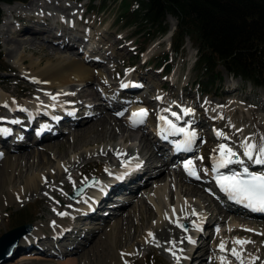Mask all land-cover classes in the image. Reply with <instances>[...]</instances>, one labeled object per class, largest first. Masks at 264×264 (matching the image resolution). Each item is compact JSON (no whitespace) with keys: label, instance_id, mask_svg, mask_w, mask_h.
Listing matches in <instances>:
<instances>
[{"label":"rangeland","instance_id":"obj_1","mask_svg":"<svg viewBox=\"0 0 264 264\" xmlns=\"http://www.w3.org/2000/svg\"><path fill=\"white\" fill-rule=\"evenodd\" d=\"M29 2L30 0L15 1L9 5L22 7L24 5L27 6ZM37 2L40 1H33L31 5L35 6ZM83 2L82 5H85L84 8H82V5L74 6L71 5V3L61 2L60 0V2H57V4H61V6L63 7H71L70 11L69 9L66 10L67 12L62 11L64 15H62L59 11L51 13H53L52 15H56L61 18H66L65 16L67 14H69L68 18L72 15L74 18L70 17V19H72L70 20V22L74 23L81 30H89L94 28L103 33V36L106 37V39L108 38L111 44L116 42L118 43L114 46L113 49H110L108 52L110 55L115 56L113 61L109 62L106 65L107 69L103 67V73L109 87H115L117 84H114V79L122 80L126 77V73L136 72L138 70V74H141V72L145 70L146 72H149L151 74V78L153 79L152 82L149 81V84L151 86L152 84H156L157 87L152 86V88H150L149 90H145L144 93L142 92L140 94H137L141 97H144V99L153 101V99L155 98V94H170L168 98L163 101L165 102V104H167L166 106L169 107L171 105V101L176 99L174 95H178L180 97L183 96L182 88L185 87L186 95H191L190 97L188 96L189 98H192L191 101H196L197 99H199L203 105H206L207 103L213 104L214 109L209 110L211 120L207 123V128L203 129V127L205 126H197L195 128L196 131L204 134H200L202 136L201 140H206V138L204 137L205 135L206 137L210 138L211 136L215 135L217 131H220L219 128H217L218 124H216L215 121L216 119H220L221 114L219 112L222 111L223 106H225V109L227 110V113L228 115H230L231 119V122H228L229 128H227L225 135L229 137L233 149L240 146V141H234V139H238L239 136H242L244 134L240 133L242 131H237L239 127L246 128L254 125L257 129H259L260 132L264 131V122H262V124L260 123L261 118H264V108H262L264 104V87L255 86L250 82L244 81L241 77L237 78L235 76L229 75L226 71H224L222 78L223 80L217 82L215 84V87L207 94L201 95L200 91H202V87L198 84V80L200 81V77L195 70L198 52L195 47L194 40H192L190 37H187L185 39L181 54L176 59L173 55H171L173 35L170 40H168L169 38H165L164 34L157 35L154 39H149L150 36L147 32L138 35L136 34V29L134 27L125 26V19L123 15L131 8L129 0H108L106 4H104L102 0H83ZM3 7L4 6L2 5L3 15L5 17L3 16L2 22L0 24V44L1 52L4 58V67L0 70V97L4 94H7L9 96L12 95L13 97H15V99L19 98L23 102L31 101L32 103H36L37 98L40 99L38 101H41L42 99L43 103L40 106H43L41 109L47 112V108L49 107L47 102L49 101L48 97L50 96L48 94L42 93V91L38 93L37 88L31 87L34 83L30 79V77L24 73L26 69L31 70V63H38L40 60H42V67H44L47 62L45 60V55H33L29 51L24 52L23 49L20 50V48L17 50V53L13 54V56L10 57L8 55L7 49L11 47L9 45L7 47L5 43L6 37H4V35L2 34V23L6 18V11ZM27 8H19L17 12H15L16 10H14L13 15H22L23 12L28 11ZM49 10L51 9L49 8ZM85 10L87 13H84ZM24 15L28 16L29 19H33L34 17H36L32 15L30 17V15L26 13ZM82 15L85 17V19L90 20L88 25V20L81 23L80 17ZM166 21L169 25V30L176 28V17L169 14ZM41 22L47 23L44 20H41ZM18 23L27 25V23H29V20L27 18H24ZM25 34L28 33L22 34L20 39L28 40L31 37V35L29 36ZM119 39H121V42H118ZM46 41L47 40H45V44L52 47V45ZM108 46L110 45H107V47L105 48H108ZM124 46H126L127 49L120 50ZM54 47L56 49V46ZM77 54L80 55L79 53ZM22 56L25 58V63L23 66L19 62V59ZM62 56L66 55L63 54ZM51 59H53V57H51ZM142 62H145L146 64L140 67V64ZM170 66H173V69L170 72H166V69L170 68ZM30 70L28 71L29 73L31 72ZM1 81L3 82L1 83ZM230 83H234L236 85V92H234L232 87L229 86ZM72 86L74 87H69V89H66L69 90V94L74 91L77 95V92H79L83 88V85L79 84H73ZM89 88L90 94L93 92L96 95L99 94L101 97L105 95L106 90H104V86H102L97 79L90 82ZM138 90H140V88H138ZM54 91L56 92L58 91V89L52 88L51 92L49 93H52ZM131 95H135V92ZM88 99L90 98H85V100ZM155 101L156 100H154V106H152L153 109L148 110V113H150L151 111L153 112L154 109L158 112V107L161 105V103ZM95 103V100H93L92 102L90 100L89 102H84L86 107L82 109L83 116H87L90 114L98 115L100 113V109L94 108ZM244 109L251 110L254 120L250 117L249 113L243 112ZM110 111L111 112L109 113L116 116L121 122L122 120L126 122V119H128V113L131 111L130 104H126L123 107V109L121 110L123 113L122 115L117 114L119 113L118 110L113 112V110L111 109ZM6 113L7 109L0 108L1 116L2 114L5 115ZM214 114H216L218 117H212ZM195 115H197V113H195ZM199 116H201V114H199ZM212 121H214L215 124ZM92 122H88V125L86 124L84 125V127L90 126ZM186 123L184 121V125ZM141 124V127L135 128V131L140 137L143 135L147 136V133L154 136L153 129H155L156 127L150 124L149 120H143ZM123 125H125V123H123ZM126 127V129L129 128V126L127 125ZM79 129L80 128H78V130ZM64 130H67V133L65 135H62L61 137L58 136L54 141H48L47 143L43 144H29L30 146L28 147V149H30L31 151H39L40 149L46 148L48 144L54 145L56 144V142L58 145L63 144L64 147H62L60 150H57L55 146H52L53 149L49 151V160L47 161V163H43L38 166L34 164L31 167H25V164H22L23 173L20 171L22 170L21 167L18 168L19 170H17L16 172L14 171L13 173H10L14 178L12 177V181L9 180L11 182L9 183V186H5L0 181V188L7 187L9 189V193H12L13 191L12 199L9 197V193L7 191L4 195L0 194V236L14 227L30 223L32 224V229L30 231H32L33 229L36 230L37 228L43 229L42 231L44 233H41V235H43L41 239L42 244H40L41 246H43V248H45L44 245L46 244V240H50L49 243L53 242L54 244H56V248L52 247V249L48 251L26 250V252L18 251L15 254L11 253L15 251V249H17L16 247H18V238L17 241H14L10 247L12 248V250L9 252L10 255L3 253L0 256V258H2L0 260V264H69L71 263L69 262L70 259L76 260L77 264H121L122 259L120 257H122L123 254L127 255L125 256V258L127 257V259L125 260V262L127 263L124 262V264H179L180 259L177 260L176 257H179L182 253L185 252L183 243L184 240H186L184 237L186 233H183L182 230H179L176 225L170 223L171 226L169 228V231H178V236H171L165 241L157 238L155 228L158 225H161L158 221L157 211L159 206L157 205H160V207H167L169 212L173 210L180 218H182L181 220L187 217L186 214L188 211H190V209L198 210L200 212L203 211L204 206L208 203V198L210 200L213 199L214 202H217L223 208V206L219 202L221 201V199L215 192L212 182H210L212 181V178L205 173V168H203L204 170L202 169L204 172L198 170L200 166L204 165L203 162L201 163L200 159V156L203 155L201 154L200 149H195L192 151L191 155L195 156L194 161L195 166L197 167V170H195V172L196 176H199V179H197L196 176L191 177L192 179L197 181L200 180L202 182H209L208 185L210 188L208 187L207 194L205 193V195H207L206 199H201L200 197H189L186 195L185 190L187 186L185 185H188V187H192V184L184 181L183 179L185 172L187 174L189 173L188 171H185V160H182L184 159V157H181L175 160L170 165V167L166 171H164V173L159 175L155 179V181L153 180L150 185L146 187V189H142L136 196L128 195V193L124 192V194L130 196V200H128L129 204L125 212V218L128 217L129 214L132 216V218L130 219L131 221L125 226L126 230L122 231L117 246L114 247V245L112 246L110 243H108V241L104 238L103 233L98 232V234L93 237L92 231L94 229L89 228V226L96 227V224L99 223L98 220L92 218H83V220L79 222L80 227H84L83 225L88 226H85V228L82 229L84 231L82 233L90 234L89 236H85L86 238L84 236L83 238H81L79 237V235L81 234L79 232L80 234L78 233L79 235H76L75 238L79 237L78 239L82 241L85 240V244H83L79 249H75V252L67 254L66 251H64V242L67 241L66 243H71L72 241L70 239L57 241L55 238H52L54 234H57L59 232L63 233L64 231L63 229L58 228L57 232H55L52 223H54L57 219L53 222L54 218H56L59 214L62 215L63 213L71 216L73 208L75 206H79L78 203L80 202V197L83 196L85 192L89 190V188H87V190L82 195H80L79 198L72 200L69 195L73 193L77 187L84 185L91 179H96L93 184L95 185L98 181L105 177L102 176L104 173L109 178V174L107 173L108 168L116 167V160L114 162L113 159V154H115V152L112 148L118 146L119 150H125L126 148H128V143H125L120 134L115 140H107L100 143L81 145L78 146L79 148H75V140L73 139L72 134L69 132L70 129L66 128ZM211 138L212 139L210 141V144L215 145L216 139H214V137ZM240 140H242L241 137ZM141 141L142 138H139L137 142L138 146L139 142L141 143ZM63 142H66V144H64ZM138 146H136L135 148L136 152ZM108 150H110V153H107ZM2 152L5 155V153L7 152V148L3 146V143L0 140V153ZM3 159H5L4 156L0 157V162L3 161ZM120 159L121 158H119V160ZM112 161L114 162V164L112 163ZM59 162L61 164H64V169H60L61 171L58 170ZM66 164L68 165L67 167ZM159 165V163H157V165H154L156 169L153 171V173H158L160 167ZM14 166L15 164H13V167ZM44 169L53 171L56 178L55 182L50 179L48 181L49 183L46 182L44 185H42V190L37 194H29L26 197L27 191L25 190V195L21 193L20 195H18L21 197V199L14 198L17 197L15 196L14 190H20V188L21 190L24 189V184L22 183V181L27 175L30 176V174L36 172V170L40 171ZM83 172L85 173L83 174ZM81 175L82 177H78ZM69 177H71V179H69ZM6 178L5 179L8 182L9 177L6 176ZM156 180H159L158 185H156ZM67 183L70 184V187L68 189L65 188V185ZM193 184L199 186L204 191L201 185H198L196 183ZM182 185H184V187H182ZM201 193L203 192L201 191L200 194ZM85 196H87V194ZM158 196H162L163 198H159ZM214 198L219 199V201H216ZM68 202H71L72 204L70 206H67L68 204L66 203ZM210 204L211 203H209L207 208L210 207ZM106 210L114 212V208L110 205L106 206ZM20 212H22V214H18ZM149 212L150 216H147L149 215ZM192 213L194 215V212ZM211 214L212 213L208 215L210 216V219H212V222L202 228V232H205L203 233L204 236H207V234L209 233L210 235H208V238H206V243L201 245V247L195 251L196 256L191 260L189 264H193L194 262V264H220L219 257L217 256V248L220 240H223L225 243H227L228 248L230 249V247L235 246V244L233 243L235 238L253 242L246 244L247 248L244 249L245 258H251L253 256H264V251H262V248H264V229L261 228V225L264 224V221H258L259 219L264 218L247 217L238 213H230L227 212L226 209L224 211V214L222 213L218 216L215 214ZM114 215L111 216L114 218ZM119 216L121 217V214H118V217ZM195 216L193 217V221L189 226L190 229L191 227H193L192 223L199 221H195ZM143 217H146L144 221L142 219ZM147 217H149L148 220ZM113 218L110 219L112 220L110 225L113 224V229H117V227H119V224L121 223V220L117 223ZM131 222L133 225L131 224ZM135 224L137 225L136 227ZM217 224L219 226L218 228L220 229V233L216 232L213 235L215 231L214 229ZM244 225H248L249 227H251L252 231L245 232L243 236L233 235L231 233V231L236 230L237 227H246ZM162 228L164 227L162 226ZM150 231H152L151 233L154 234L155 239H147L148 233ZM219 234L222 235L220 236ZM203 237H199L198 241L201 242L202 240H204ZM170 242H175V246L173 247V244ZM208 247H210V249L207 251L204 259L199 260L200 255L205 252ZM169 249H171V251ZM61 250H63L65 253L63 251V253H61ZM173 252H175V256L173 255ZM236 264H239L237 260Z\"/></svg>","mask_w":264,"mask_h":264},{"label":"bare ground","instance_id":"obj_2","mask_svg":"<svg viewBox=\"0 0 264 264\" xmlns=\"http://www.w3.org/2000/svg\"><path fill=\"white\" fill-rule=\"evenodd\" d=\"M33 1H40V2H37L35 6H32L31 3ZM57 2H60V0H30L27 6L24 5L25 7L15 6V5L11 6L5 4L3 5L4 6L3 8L5 9L7 16L3 22L4 24L2 23L3 25L2 34L4 35V37H6L5 43L7 47L8 45L11 47L7 49L8 55L10 57L13 56V54L17 53V50L19 48L20 50L23 49L24 52L29 51L33 55L44 54L46 58L45 60L47 61L44 67H42V60H40L38 63L30 64L31 70L30 69L29 70L32 73L31 72L29 73L28 69H26L24 73L28 75L32 80V82L34 83L33 86L31 87L37 88L38 93L42 91V93L48 94L50 97H48L49 101L47 103L49 107L47 108V112L41 109L43 106V105L40 106L43 103L42 99L41 101H38L40 99L37 98L36 100L37 102L32 103L31 101L23 102L21 99L19 98L15 99V97H13L12 95L9 96L7 94H4L0 97V108L7 109V113L5 115L3 114L2 116L0 115V125H1L0 138L3 142V145L7 148V152L5 153V155L3 152H2L3 154L0 153V157L3 156L5 157V159H3V161L0 162V166H1L0 181L5 186H9V183H11L9 180L12 181V177H13L10 173L11 172L13 173L14 171L16 172L17 170H19L18 168L20 167L22 169L20 171L23 173L22 164H25V167H31L34 164L38 166L43 163H47V161L49 160L48 159L49 151L53 149L52 146H55L57 150H60L62 147H64L63 144L58 145L57 142L54 145L48 144L46 148L40 149L39 151L37 150L31 151L30 149H28V147L30 146L29 144L30 143L43 144V143H47L48 141L50 142L54 141L58 136L61 137L62 135H65L67 133V130H64L66 128L70 129L69 132L72 134V137L75 140V144H76L75 148L81 145L100 143V142H105L107 140H115L121 134L122 139L125 141V143H128L127 146L128 148H126L125 150L123 149L119 150L118 146L112 148L116 154V155L113 154L114 162L116 160V167L108 168L107 173L109 174V178L104 173L102 175L105 176L104 178L98 181L95 185L93 186L91 185L90 187H88L89 190L85 192L83 196L80 197L79 199L80 202L78 201L79 206L78 207L75 206L73 208L71 216L66 213H63L62 215L59 214L57 215V217L59 218L56 217L54 218L53 222L56 219L57 220L54 223L51 222L55 232H57L58 228L64 230L63 233L59 232L57 234H54L52 237L53 239L55 238L57 241H62V240L70 239V237H75L80 233L81 234L79 235V237L81 238H83V236L84 237L89 236L90 233H85V234L82 233L84 232L82 229H84L85 226L88 225H83L84 227H80L79 222L83 220V218L96 219L98 221H101V223L99 222L98 224H96V227L89 226V228L94 229L92 231V236L94 237L96 234H98V232L103 233L104 238L108 241V243H110L112 246L114 245L115 247L118 245L119 242L118 240L120 239V235L122 234V231L126 230L125 226L131 221L130 219L132 218L130 214L128 217L125 218L126 208L129 204L128 200H130L129 199L130 196L128 195L136 196L142 189L144 188L146 189V187H148V185H150V183L153 180L155 181V179L159 175L164 173V171H166L170 167V165L175 160L180 158L182 155L180 154L179 156H173L171 157V159H168L166 153H168L170 147L166 146V144H168V142L170 141L173 142L175 138H178L177 142L178 140L180 141L181 133L174 134L171 131V129H169L167 123L160 119L161 116L166 117L167 120L171 121L177 128H185L187 131H195L196 137L194 139L192 146L194 147V149H200L201 154L203 155L200 156L203 157L201 163L202 162L204 163V165L200 166L198 170L203 171L202 169L205 168L206 170H208V173L210 174L211 177H213L216 173L212 171L214 166V158L219 156V152L213 150L217 149L218 145L221 143H225L229 147H232L231 146L232 144L230 143L229 139L218 138L216 134L211 136L214 137V139H216L215 145L210 144L212 138L211 137L208 138L206 137V135L204 136L206 140L205 139L201 140L202 136L200 134L202 133L196 131L195 128L197 126H205L203 127V129L207 128L208 126L207 123L211 120L209 110L214 109L213 104L207 103L206 105H203L199 99H197L196 101L195 100L191 101L192 98H189L191 95H188L189 97L186 95L185 87L182 88L183 96L185 97L174 95L176 99L171 101L170 103L171 105L169 107H167L166 106L167 104H165V102L163 101H165L170 94L168 95L155 94V98L153 99V101L143 99L142 97H137L136 95L131 96V94L134 93L135 90L138 88H140V91L137 94H140L142 92L144 93L145 90H149L150 88H152V86L157 87L156 84H152V86L149 84V81L152 82L153 80L149 72L143 70L144 73L142 71L141 74H138L137 69H139L141 66L146 64L145 62H142L140 64V67L136 69L137 70L136 72L126 73V77L124 79L115 80L117 82L116 83L117 85L115 84L116 87L114 88L109 87L103 73V67L106 68V65L109 62L113 61L115 56L110 55L108 52L110 49H113L114 46L118 43L116 42L111 44L108 38L106 39V37L103 36V33H101L100 31L94 28L89 30H81L74 23L70 22V20H72L70 19V17L71 18L73 17L72 15L69 18H68L69 14L65 16L66 18H61L56 15H52L53 13L51 12H55V11H59L61 12L62 15H64L62 11L67 12L66 11L67 9H69V11L71 9V7H63L61 6V4L59 5L57 4ZM61 2L71 3V5L74 6L75 5L81 6L83 0L81 1V3L71 0H64V1L61 0ZM84 7L85 5H82V8ZM19 8L20 9L27 8L28 11L23 12L22 15L20 14L13 15V11L16 10L15 12H17ZM49 8L51 10H49ZM25 13L30 15V17L31 15L36 17H34L33 19H29L28 16L24 15ZM24 18H27L29 20V23H27V25L26 24L22 25L23 23H18L20 22V20ZM41 20H44L47 23H42ZM80 20L81 23L86 22L88 20L87 25L89 24L90 21L89 19H85L83 15L80 17ZM174 29L175 28L169 30L168 33L165 35V38H169L168 40H170V38L174 33ZM24 33H28L25 35H29V36L31 35V37L28 40L20 39L22 34ZM45 40H47L46 42L50 43L52 47L46 45ZM118 42H121V39H119ZM53 45L56 46V49ZM107 45L110 46H108V48H105L107 47ZM81 47L86 49L85 56L84 55L80 56L77 54L79 53ZM125 49H127L126 46L122 47V49L120 50H125ZM63 54H65L66 56H62ZM51 57H53V59H51ZM24 61L25 58L22 56L19 59V62L22 66L25 63ZM96 79L100 82L102 86H104V90H107L108 93L106 95L107 97L106 96L101 97L99 94L96 95L93 92L91 94L89 93L90 91L89 84L90 82ZM3 81H1V83ZM73 84L83 85L82 90L77 92V95L74 91H73L74 93L72 92L71 94H69V90H66L69 89V87H74L72 86ZM229 86H231L233 91L236 92L237 87H235L236 85L234 83H230ZM52 88L58 89V91L49 93L51 92ZM52 97H56V99H53ZM85 98H90V99L85 100ZM263 98H264V92H263ZM89 100L91 102L93 100L96 101L94 108L100 109V113L98 115L90 114L87 116H83L82 109L86 107L84 102H89ZM154 100H156L155 102L161 103V105L158 107V112L155 109L153 110V112L152 111L150 113L147 112V115L143 118V120L146 119L149 120L150 124L156 127L155 129H153L155 134L153 136L147 133V136L143 135L140 137L135 131L136 130L135 128L141 127L142 124L133 123L134 120L140 119L139 117H134L133 113L138 112L140 109H145L146 111L152 110L153 109L152 106H154ZM126 104H130L131 111L128 113V119H126V122L122 120V122L125 123V125H123V123L116 116H114L109 112H111L110 110L112 109L113 112L118 110L119 113H122L121 110ZM190 107L192 113L185 114L183 110L190 109ZM262 108H264V104ZM165 109H167L168 111H165ZM173 112L176 113L177 115L173 116L172 115ZM243 112L249 113L250 117L254 120L253 114L250 109H244ZM195 113H197V115H195ZM219 113L221 114L220 119L219 120L216 119L215 122L216 124H218L217 128H219L221 132L226 134V130L227 128H229L228 122H231L230 115H228L225 106L222 107V111H220ZM199 114H201V116H199ZM177 117H179V119H177ZM212 117L217 118L218 116L214 114ZM90 121L91 122L93 121L91 125L84 127V125L86 124L88 125V122ZM184 121L185 123L187 121V124L184 125ZM262 122H264V118H261L260 123L262 124ZM51 124L53 125L52 128L50 126ZM189 124H191L190 127ZM126 125L129 126L128 129H126L127 128ZM78 128L80 129L78 130ZM239 128L242 129V132L240 133L242 134L244 133L242 136H239L238 139L237 138L234 139V141H240L239 144H241V142L246 137H251L252 142L259 143L260 137L264 136V131L260 132L259 129H257L254 125H251L246 128L244 127H239ZM1 129H5L8 132L6 133V137L3 136L5 135V133H2ZM183 136L185 137V135ZM240 137L242 140H240ZM139 138L140 139L142 138V141L141 143L139 142V146H138L137 142ZM167 139L169 140L168 142L166 141ZM13 140H15L14 144L9 145L8 142ZM63 143L66 144V142ZM136 146H138L137 152L135 151ZM233 150L241 155V159L245 160L246 165L247 164L252 165L264 171V166L254 165L251 162L247 161L245 157H243L242 155L243 149L240 148V146L236 147ZM107 153H110V150H108ZM119 158L121 159L119 160ZM194 158L195 156L189 155L188 157L182 160H185V162L188 160H192L194 162V170H197V167L195 166ZM114 162L112 161L113 164ZM157 163L160 164L159 171L155 175H152L153 171L156 169L154 165H157ZM13 164H15L14 167ZM58 165H59L58 170L64 169L63 168L64 164H61L59 162ZM67 166L68 165L66 164V167ZM132 168L133 170H131ZM46 169L40 171L36 170V172L31 173L30 176L27 175L22 181V183L25 186V187L23 186L24 189L21 190L20 188V190L18 189L14 190L15 196H17L14 198L21 199V197L18 195H20V193L25 195L26 191H27L26 197L29 194L30 195H33L35 193L37 194L39 191L42 190V185H44L50 179H52L53 182H55L56 178L53 171ZM185 171L187 170L185 169ZM84 173L85 172H83V174ZM6 176L9 177L8 182L6 180L7 179ZM191 176L192 175H189L186 172L183 176L184 181H187L188 183L192 184V187H188V185H185L187 186L185 190L186 195L189 197H200L201 199L202 198L206 199L207 195H205V193L207 194V188L209 187L208 185L209 182H202L200 180L197 181L192 179ZM78 177H82V175ZM158 182L159 180H156L157 183L156 185L159 184ZM193 183L201 185L205 192L199 186ZM69 187L70 184L67 183L65 185V188L68 189ZM182 187H184V185H182ZM8 190L9 189L7 187L0 188V194L4 195L6 191L8 192ZM201 191L203 193L200 194ZM124 192H127L128 195L124 194ZM12 193H9V197L11 199H12ZM86 194L87 196H85ZM158 197L163 198L162 196L161 197L158 196ZM221 197H222L221 201H219V199L216 198L214 199L216 201H219L220 204L223 206V208L217 202H214L213 199L210 200L208 198L207 200L208 203L207 205L204 206L203 211L200 212L198 210L190 209V211H188L186 214L187 217L185 219L183 218V220H181L182 218H180L173 210L169 212L167 207L164 206L160 207V205H157L160 207V208L158 207L157 216H158V221L161 224L155 228L157 233L156 234L157 238L165 241L171 236H178V231L176 230H174L173 232L169 231V228L171 226L170 223L176 225L179 230H182L183 233H186V235L184 236L186 240H184L183 243L185 252L179 256L180 257L179 264H189L190 260H192L196 256L195 251L198 248H200L198 242L190 243L188 240L189 237H191V239L193 240V235H191L193 233L192 232L193 230L195 231L194 232L195 235H197L198 233L196 230L197 224H201V227H203L204 224L211 223L212 219H210V216L208 215L210 213L218 216L221 215L222 213L224 214L225 209L232 211L235 210V207L232 204L230 203L227 204V200L225 197L223 196ZM209 203H211L210 207L207 208ZM66 204H68L67 206H70L72 203L68 202ZM113 204L115 207L114 212L106 210V206ZM235 211L240 212V210H235ZM106 212H109L110 214ZM192 212H194V215ZM118 214H121V217L120 216L118 217ZM111 215H114V218ZM147 216H150V212L149 215ZM194 216L196 217L195 221L198 220L199 221L192 223L193 227H191L190 229L189 226L191 225ZM112 218L115 219V222L117 223L121 220V223L119 224V227H117V229H113L114 228L113 224H111L112 226L110 225L112 221L110 219ZM145 218L146 217L142 218L143 221L145 220ZM148 218L149 217H147V220ZM258 221H264V219H259ZM178 224L184 225V228L179 227ZM136 226L137 225L135 224V227ZM162 226L164 228H162ZM244 226L246 227L240 228L236 226L237 229L232 230L231 233L233 235L243 236L245 232H248L245 229L252 230V228L249 227L248 225H244ZM218 227L219 226L217 224V226L214 229L215 231L213 235L216 232L220 231ZM261 228L264 229V224L261 225ZM42 230L43 229L37 228L36 230L33 229L32 231L25 232L20 237L17 243L18 244V247H16L17 249H15V251H13L12 253L15 254L18 251L26 252V250L48 251L51 250L52 247L56 248L55 246L56 244H54L53 242L49 243L50 240H46V244L44 245L45 248H43V246L40 245L42 244L41 239L43 237L41 233H44ZM219 235L221 236L222 234ZM78 238H75L71 243H65L64 250L66 251L67 254L73 253L76 251L75 249H79L80 247H82L84 242ZM147 239H152V237L148 236ZM221 241L222 240H220L219 244L221 243ZM226 247L227 249H229L227 243H226ZM234 247L237 248V251H240L242 253L244 263L251 264L252 257L245 258L244 256V249L247 248L246 244L243 246L235 244ZM231 248L233 247H230V249ZM209 249L210 247H208L205 250V252H203L200 255L199 260L204 259ZM262 251H264V248H262ZM217 253L220 264H221V257L225 258V264H236V260H233L235 258L232 257L231 255L225 252H221L218 248H217ZM125 256L127 255L123 254V256L120 257L122 259L121 264H124L125 260L127 259V257L125 258ZM253 257H258V256H253ZM263 261H264V256L259 257V259L255 261V264H264ZM69 262H71L69 264H77L76 260L70 259Z\"/></svg>","mask_w":264,"mask_h":264},{"label":"trees","instance_id":"obj_3","mask_svg":"<svg viewBox=\"0 0 264 264\" xmlns=\"http://www.w3.org/2000/svg\"><path fill=\"white\" fill-rule=\"evenodd\" d=\"M15 1L26 0H0V23L2 4ZM102 1L106 4L108 0ZM129 2L131 8L123 15L125 26L134 27L138 35L147 32L149 39L157 35L165 36L169 31L168 15L176 17L171 55L177 59L185 39L190 37L194 40L198 52L195 70L199 74L198 84L203 94L223 80L224 71L255 86L264 87V0ZM3 67L0 44V70ZM170 69L171 66L166 70Z\"/></svg>","mask_w":264,"mask_h":264},{"label":"snow or ice","instance_id":"obj_4","mask_svg":"<svg viewBox=\"0 0 264 264\" xmlns=\"http://www.w3.org/2000/svg\"><path fill=\"white\" fill-rule=\"evenodd\" d=\"M52 98L56 99V97ZM165 111L168 110L165 109ZM183 111L185 114L192 113L191 109H184ZM122 114L123 113H118V115ZM146 115L147 111L145 109H140L138 112L133 113L134 117L140 118L139 120H134L133 123H141ZM172 115L176 116L177 114L173 112ZM160 119L167 123L169 129H171L174 134L184 133L185 140L181 143H178L177 148H183L184 150L190 151L196 137L195 131H187L185 128H177L164 116H161ZM177 119H179V117H177ZM237 131H242V129H238ZM216 135L218 138L229 139V137L226 136L225 133L220 131H217ZM240 147L243 149L242 155L247 159V161L251 162L254 165L264 166V136L260 137L259 143L252 142L251 137H246L241 142ZM213 151L219 152V156L214 158V166L212 169L213 172L220 173V169L228 168L230 165L241 166L240 171H232L227 175L220 173L216 176L217 183L219 184L221 190L229 193L230 198L238 200L241 203H245V205L253 211L264 212V173L250 171L249 167L245 164V160L241 159V155L225 143L219 144L218 148L214 149ZM200 159L202 160L203 157H200ZM184 167L188 171L189 175L196 176V172L194 170V162L192 160L186 161ZM196 178L199 179V176H196ZM69 179H71V177H69ZM178 226L184 228V225L178 224ZM245 230L252 231L251 229ZM148 236L155 239L154 234L151 232L148 233ZM188 240L190 243H194L191 237H189ZM170 243L173 244V247L175 246V242ZM233 243L243 246L245 244L253 242L235 238ZM218 249L221 252H225L234 257L239 262V264H244L242 253L240 251H237L236 247H233L229 250L226 247V243L222 240L218 245ZM169 250L171 251V249ZM173 255L175 256V252H173ZM176 259L179 260L180 257L177 256ZM257 259H259V257H252L251 264H255V261ZM221 264H225L224 257H221Z\"/></svg>","mask_w":264,"mask_h":264},{"label":"water","instance_id":"obj_5","mask_svg":"<svg viewBox=\"0 0 264 264\" xmlns=\"http://www.w3.org/2000/svg\"><path fill=\"white\" fill-rule=\"evenodd\" d=\"M95 182V179H91L88 181L86 184L78 187L75 189L73 193L69 195V197L74 200L81 194L85 192V190L91 186ZM32 229V224H23L20 226H17L15 228L10 229L9 231L3 233L0 236V256L3 253L9 254V252L12 250L11 245L13 244L14 241H17V239L25 233L28 232ZM19 241V240H18ZM15 246V245H14ZM12 253V252H11ZM10 255V254H9ZM2 258H0L1 260Z\"/></svg>","mask_w":264,"mask_h":264}]
</instances>
